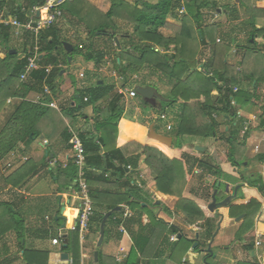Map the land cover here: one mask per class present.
Listing matches in <instances>:
<instances>
[{
    "label": "trees",
    "instance_id": "trees-1",
    "mask_svg": "<svg viewBox=\"0 0 264 264\" xmlns=\"http://www.w3.org/2000/svg\"><path fill=\"white\" fill-rule=\"evenodd\" d=\"M238 1V4L244 7L248 19L240 21L236 5H226L224 13L230 20V27L224 31L221 23L207 24L205 19V13L217 12L222 8L217 0H158L156 4H149L145 0H110V7L106 13L97 11L83 0H67L60 6L63 12L60 19L51 26L40 29L36 40L31 32L22 31L23 43L20 47H16L9 45L14 27L1 23V20L13 17L19 23L25 24L31 16L35 18L31 9L43 6L45 0H0V46L4 48V57L0 59V86L9 78L14 79L10 81L11 84L17 85L13 93H8V90L5 93L0 92V97L6 99L7 96L23 95L22 91L18 90L27 91L34 88L33 82L38 86L45 84L50 90H54L56 79L62 71L61 66L71 64L68 62V54L63 43L73 46L71 56L80 52L84 56V61L97 64L103 58V50L94 49L93 40L101 37L111 41L112 49L115 51L111 61L120 77L122 89L129 86L135 91L140 87L158 93V88L146 80L150 77L160 82L166 80V84L170 86L165 96H160L158 93L159 100L166 103L167 113L174 115L175 126L171 129L170 136L175 137L177 142L170 147L149 138L150 125L145 126L148 122L146 119L127 124L128 132L125 137L127 140L131 139L129 143L131 150L129 145L116 147L115 140L118 138L120 122L127 118L124 117V109L120 105L125 93L120 94L114 84H97L85 91L77 92L80 105L64 111L65 116L71 120H78L82 116L80 111L87 106L92 107L95 114L93 130L98 134L97 138L92 136L93 130L86 133L77 132L85 150L86 181L94 208L89 224V236L92 239L98 236L103 216L98 211V207H101L102 203L108 211L120 205H127L133 212L129 222L138 227L136 232H130L133 243L130 252L123 261L114 264H139L141 260L144 261L143 264H157L148 258L150 242L157 233L164 241L167 235L175 236L165 264H182L184 255L195 242L197 245L194 250L201 251L207 248L212 239L215 232L212 213L207 207L184 198L183 192L196 170L199 171L197 175L199 180L212 178L210 185L212 190L219 182L218 193L222 187L225 188L226 183L222 180L225 175L219 165L207 156L206 151L198 152L192 147L186 148L182 142L184 137L207 139L219 136L218 138L227 144L224 159L231 166L236 167L240 180L247 184V187L241 186L238 190L241 195L238 194L227 204L229 220L244 215L235 239L245 240V236L255 228L256 224L260 225L264 237V202L261 199L264 197V183L260 175L249 177L244 175L248 163L244 164V144L237 138L238 130H242L245 124L243 120L237 122L238 107L258 98L257 88L264 87V28L257 29L255 26L258 19H264V0ZM66 15L73 16L78 24L84 26L88 40L86 43L80 39L81 43L73 44L61 37L59 21ZM168 18L177 20L179 25L169 22ZM244 37L246 40L241 44L239 41ZM35 44L41 55L38 69L32 71L25 80H21L25 57L32 53ZM232 48L234 54L237 52L241 54L237 68L228 61ZM11 51L15 53L10 54ZM19 53L22 54V60L15 62ZM30 76L31 79L26 80ZM232 88H236L237 92L233 93ZM109 96L111 99L106 111H102L100 115L96 103ZM134 98L141 109L143 106H149L137 93ZM231 101L235 104L232 105ZM37 111L45 113L40 111L37 105L21 103L10 121L11 130L0 134L1 157L14 150L23 137L31 133L33 138L39 135L34 131L31 132V127H34L40 116ZM160 113L167 115L165 110ZM25 116L30 118V122L28 120L24 122ZM259 118V129H263L264 103ZM219 120L223 121L222 125ZM149 123L151 124V121ZM123 126L124 124L121 130ZM13 127L17 130H12ZM18 127H23V132ZM64 133L68 143L71 138L68 127H65ZM141 156H144V163L152 174L149 185L155 186L163 195L177 198L174 211L175 214L182 216L184 224L187 226L199 224L202 232L197 241L185 238L174 225L167 227V224L151 214L147 205H141L146 202L140 199L138 193H141L147 185L144 180L136 181L140 176L138 168ZM92 168H102L105 173L110 174L107 177L103 174L93 176ZM127 168L129 172L126 173ZM33 172V167L27 168L23 165L6 177L5 181L11 187H17ZM76 173L77 168L71 159L58 179L63 178L64 186L72 185ZM123 177L126 179L122 184L112 181L121 180ZM132 179L133 185L130 184ZM98 182L104 184L118 182L120 185L116 183L117 186L124 189L117 192L96 190L94 186ZM114 186L117 188L116 185ZM210 196L211 194L208 195V199ZM1 208L8 210L7 216H0V225L3 222L11 226L3 229V232H6L16 227L18 219L11 212L9 204L0 202ZM144 214L150 219L148 227L142 222ZM112 216L113 213L110 217ZM114 224L119 223L114 222ZM147 228L150 231L148 233ZM248 247L250 249L252 245ZM23 251L26 257L28 253L26 250ZM64 251L69 253L71 264H80V241L77 229L70 231L69 244ZM39 254L44 255V253Z\"/></svg>",
    "mask_w": 264,
    "mask_h": 264
},
{
    "label": "crops",
    "instance_id": "crops-1",
    "mask_svg": "<svg viewBox=\"0 0 264 264\" xmlns=\"http://www.w3.org/2000/svg\"><path fill=\"white\" fill-rule=\"evenodd\" d=\"M83 1L101 13H106L110 7V5L104 3L103 0ZM145 1L149 4H156L158 0ZM239 6L238 4L236 7L238 12ZM242 9H244V7H241V10ZM239 18L240 21H244L248 19V15L246 14V17L240 15ZM255 26L257 29L264 28V19H258ZM79 27H81V25L78 24V21L73 16L66 15L59 21L61 37L73 44L76 38L84 40L85 43L88 41L84 26H82V30L78 31ZM21 35L22 31H18L14 28V33L9 45L20 47V44L22 45L23 43ZM93 48L96 50H103L101 62L94 64L92 61L86 62L82 59L75 60L70 56V61L68 62H71V64L61 66L62 71L58 79H56L54 90H50L45 84L38 86L36 82H33L35 83V87L32 86L34 88L27 91L24 89L18 90L22 91L23 95L7 96L6 99L2 98V96L0 97V134L6 130H11L9 129L11 127L9 126L10 121L23 102L37 105L40 107V111L45 112L43 114L39 111L36 112L40 114V116L37 118L34 127H31V132L34 131L39 134L37 137L33 138V133L23 137L16 144L14 150L2 157L0 156V202L9 204L11 206V212L18 219L16 227L9 231L3 232V229L7 227L10 228V225L4 224L3 222L2 225H0L2 228V235L0 236V264H71L70 255L67 251H64V249L69 244L70 228L74 225L78 210V198L75 196L73 184L64 186L63 178L58 179V176L61 175L73 156L69 146L70 141L66 143L64 129L68 127V129H72L75 133L78 131L84 133L88 131L91 132L94 129L93 118L95 117L93 108L89 106L80 111L82 116L78 118V120H71L65 116L64 111L75 105H80L81 102L77 92L85 91L94 85L102 83L109 85L114 84L118 92L121 90L125 91L124 98L121 100L120 105L124 109L123 115L127 119H123L120 122L118 138L115 140L117 148H121L122 146L127 147L129 145L131 150V144H129L131 139L127 140L125 137L128 132L127 124L139 122L135 120L136 111H139L138 118L148 115L138 107V103H133L134 98L128 96L127 91L131 88H121L120 77L116 73L111 61L115 51L112 49L113 46L110 45L109 40L102 37L96 38L93 40ZM240 55L239 52L233 55L237 67ZM3 57L4 48L0 46V59ZM40 57L41 55H39V58ZM20 60H22V54L19 53L15 62H20ZM15 62H13V64H15ZM91 63H93V65ZM229 63L231 64L230 61ZM85 64H90L91 66L87 68ZM73 67L77 69L74 75L72 74ZM89 69H92L93 77ZM29 79H31V76L26 80ZM30 83H32V81ZM16 87V83L11 84L5 81L0 86V92L5 93L8 90V93H13ZM256 95L259 97L253 99L249 104L238 107L237 109V122L239 123L240 121L238 120H243L245 125L248 126L245 138L242 139L241 130H238L237 138H239L245 146L248 143L253 146L251 154H245V158L248 159L249 162H247L248 167L244 175L247 177L250 175H260L264 183V128L259 129V117L261 115V107L264 103V87H258ZM110 99L111 97L109 96L96 103L100 115L102 111H106ZM24 119L26 120L24 122H27V120L30 122L28 116H25ZM219 122L221 125L223 124L222 120H219ZM123 124V130H121ZM151 124L154 129V124ZM233 125H235V123ZM18 128L23 132V127ZM15 129L14 127L12 128V130ZM155 132L158 133L157 131ZM97 135L98 134L93 130L92 136L96 139ZM218 137L219 136L207 139L185 137L189 139L185 147H192L194 150L195 147L204 148L203 152L206 151L207 156L219 165L221 171L225 175L224 178H222L226 183L222 194L224 199L228 196H232L235 186L247 187V184L240 180L236 167L231 166L226 160H223L227 144ZM171 138L173 144V137ZM100 155L102 156V153H100ZM247 163L245 162L244 164ZM23 165H26L27 168L33 167L34 172L24 179L19 186L11 187L6 183L5 178ZM138 169L140 176L136 181L144 180L147 183L143 191L138 193L140 199L146 202L145 204L141 203V205H147L151 214L167 224V227L174 225L179 228L180 233L185 238L197 241L202 229L198 226L199 224L187 226L184 224L182 216L175 214L174 207L177 198L163 195L157 191L155 186L149 185L152 180V174L144 163V156L140 158ZM126 170V173L129 172V168ZM91 173L93 176L103 174L105 177L110 174L107 172L105 173L102 168H92ZM208 178L209 177H206L202 181L197 178H190L185 188L187 192L184 190L183 197L208 208V205L211 203V196L210 199H208L206 194L209 190L206 187V183L208 180L211 181V178ZM124 179H126V177H123L121 180L112 181H118L122 184ZM193 181L194 183L196 181L204 185L199 192L197 188L193 189L194 187H191L192 185L190 184H193ZM116 183L104 184L98 182L96 186H94V189L101 191L109 190L112 192L122 191L124 188L121 186L118 187L117 185L119 183ZM130 184L133 185V179ZM114 185H116L117 188ZM230 190L232 192L231 195L228 194ZM213 191L214 190L210 193L211 195ZM238 194L237 191L236 197ZM217 195L218 190L216 201L221 202L223 199L218 200ZM261 199L264 202V197H261ZM228 203H226L224 207H219L215 209L214 212H211V217H213V222L215 224V232L207 248H203L201 251H195L194 248L197 245L195 242L191 249L184 255L182 264H237L239 262L263 264L264 240L262 239L263 235L261 234L260 225L256 224L254 230L250 231L245 236V240L237 241L235 239L238 229L237 225L240 224L242 220L235 222V220H229L227 218ZM101 205V207H98V211H100L103 216L112 211H108L104 208L103 203ZM118 207L120 210L112 212L113 216L110 217L111 213L106 219L103 240L99 245V232L95 239H92V237L87 234L84 241L82 243L80 242V264H114L126 258L133 247L130 232H136L138 227L136 224L129 222V219L133 216V212L128 206L120 205ZM2 208L0 209V216H7L8 210ZM149 220V217L145 214L142 216L143 225L146 227L150 226ZM114 222L119 224L115 225ZM148 232L150 231L148 230L147 233ZM253 232L255 233L253 234ZM60 233L64 234L67 243L63 244L62 241L58 243L56 239ZM154 237L155 238H152L150 242L148 258H151L152 261L157 264L161 262L165 264L169 256V248L174 241L171 240V235H167L165 241L160 238L159 233ZM257 241H260L259 246L256 245ZM249 245H252V248L249 249ZM214 248L217 250L216 254L214 253ZM23 250H26L28 253L26 257ZM39 253H44V255H40ZM94 253L97 254V257H94ZM46 255L47 257H45ZM65 255L67 257H65ZM143 263L144 261L141 260L139 264Z\"/></svg>",
    "mask_w": 264,
    "mask_h": 264
},
{
    "label": "built area",
    "instance_id": "built-area-1",
    "mask_svg": "<svg viewBox=\"0 0 264 264\" xmlns=\"http://www.w3.org/2000/svg\"><path fill=\"white\" fill-rule=\"evenodd\" d=\"M67 0H45V3L41 7H34L31 9V13L35 15V18L31 16L29 21L25 24H21L17 21L16 18L9 17L7 19H2L1 23L10 25L14 27L18 31H28L31 32L35 40L37 39V33L42 28H47L55 23L58 19L63 16V12L60 9V6ZM183 12V10H181ZM38 14V15H37ZM38 61H39V52L37 44L34 45L33 51L31 54L25 57V65L23 69V73L21 75V80H25V78L31 74L32 71L38 69ZM50 69L48 68L47 71ZM82 76V75H80ZM233 93L237 92L236 88H232ZM125 93V91H119V93ZM128 96L134 98L136 92L133 90L127 91ZM231 104L234 105V101H231ZM159 118L161 120H165V114L160 113ZM248 129V126L244 124L241 135L243 136ZM166 130L170 131L171 126L167 124ZM69 132L71 134L70 138V146L71 151L73 153L72 162L77 168L76 179L73 182V186L75 189V196L78 198V210L75 217L74 225L70 228L71 231L77 229L79 233V241L82 243L85 239V236L89 231L90 219L93 216L94 208L93 202L89 193V186L86 181V166H85V150L83 143L77 133L72 131L69 128ZM196 174L199 173L198 170L195 171ZM64 238V234L60 233L57 237L58 243H61ZM171 240H175V236H171ZM256 245H260V241L256 242Z\"/></svg>",
    "mask_w": 264,
    "mask_h": 264
},
{
    "label": "rangeland",
    "instance_id": "rangeland-1",
    "mask_svg": "<svg viewBox=\"0 0 264 264\" xmlns=\"http://www.w3.org/2000/svg\"><path fill=\"white\" fill-rule=\"evenodd\" d=\"M104 1V3H108L109 5H110V0H103ZM217 2H218V5H219V3H220V6L222 7V8H220L217 12H208V14L207 13H205V19H206V22H207V24H211V23H215V22H218V23H221L223 26H224V31H226L230 26V20H229V18L227 17V14H225L224 12H225V6L226 5H236V7H237V5H238V2L239 1H236V0H226V1H224V0H217ZM240 8H239V12H238V14H239V17H240V15H244V17H246V14H245V11H244V9H242L241 10V6H239ZM169 22H171V23H174V24H177V25H179V22L177 21V20H174V19H171V18H168L167 19ZM82 26L83 25H81V27H79V30L78 31H80V30H82ZM129 30L131 29V27H129L128 28ZM76 39H79V41H75V39H74V43H81V40H80V38H76ZM115 40V39H114ZM245 40H246V38L244 37L242 40H240L239 42L241 43V44H244V42H245ZM109 43H110V45H111V41L109 40ZM233 50H234V48H232L231 49V51L229 52V61L231 62V64L232 65H234L236 68H237V65H235L236 64V60H234V57H233V55H234V52H233ZM73 59H82V60H84V56H83V54L82 53H80V52H76V53H74L73 54ZM92 65H93V63H91ZM86 66H87V68L88 67H90L91 65L90 64H85ZM190 69V71H191V68H189ZM92 69H89V72H91V76L93 77V72L91 71ZM77 72V69H75V67H73L72 68V74L74 75L75 73ZM90 74V73H89ZM140 78H144V77H140ZM140 78H139V80H140ZM146 78V77H145ZM144 78V79H145ZM11 80H14V79H12V78H9V80H7L6 82H10ZM146 80H148L152 85H154L156 88H158V93L160 94V96L161 95H165V94H167L168 92H169V89H170V86H168L167 84H166V80H164V81H162V82H160V81H157V79H154V78H148V79H146ZM4 82H5V80H4ZM126 88H128V89H130L129 88V86L128 87H126ZM134 102H136V100H135V98L133 99V103ZM137 103V102H136ZM138 107H139V105H138ZM142 110H143V112L145 113V114H148V115H146V116H144V117H141L142 119L144 118V119H146L148 122H146L145 124V126H149L150 125V123H149V121H151V123H153L154 124V126H155V131H157L159 134H163V135H166V136H170L171 135V133L170 132H172V130L171 131H167L166 130V126H167V124H169L170 126H171V129H173L174 128V119H173V116H172V114H168L167 113V107H166V103L164 102V101H160V100H158L157 101V106H155V107H149V106H143L142 107ZM164 111L165 110V113L167 114V115H165L166 116V119L165 120H161L160 118H159V115H160V112L161 111ZM162 114H164V113H162ZM138 115H139V111L137 112L136 111V115H135V120H137V121H141V118L139 117L138 118ZM145 117H148V118H145ZM152 119V120H151ZM186 138H188V137H186ZM185 137L182 139V142L184 143V146H186V144L189 142V139H186ZM176 142H177V139L175 138V137H173V144L175 145L176 144ZM224 145V144H223ZM252 144H250V143H248L246 146L244 145V150H245V154H247V155H250L251 154V151H252ZM226 151H227V148H226ZM220 152H221V150H220ZM223 157V156H222ZM223 160H225L224 159V157H223ZM245 161H244V163L246 162H249V160L248 159H244ZM197 174H193L192 176H191V178L193 177V178H197V176H196ZM209 178H211V177H209ZM208 178V179H209ZM198 179V178H197ZM195 180V179H194ZM192 183V182H191ZM211 183H212V178H211V181H207V185H206V187H207V189H209L208 191H207V198H208V195H210V193L212 192V190H211V187H210V185H211ZM190 185H192L191 187L193 188V189H195V188H197L198 189V192L200 191V189L204 186L203 184L201 185V183L199 182H196L195 181V183H194V181H193V184H190ZM223 188V187H222ZM221 188V190L219 191V193H218V195H217V199L218 200H220L221 198H222V194H223V191H224V189H222ZM186 192H187V189L185 190ZM228 194L229 195H231L232 194V192H231V190L230 191H228ZM241 195V193H239V196ZM238 196V197H239ZM239 226V224L237 225V227ZM254 230V229H253ZM255 232H253V234H254ZM253 234H251V235H253ZM263 240H264V237L262 238ZM263 246H264V242H263ZM262 246V247H263ZM214 253L216 254L217 253V250H216V248H214ZM263 264H264V261L262 262Z\"/></svg>",
    "mask_w": 264,
    "mask_h": 264
},
{
    "label": "water",
    "instance_id": "water-1",
    "mask_svg": "<svg viewBox=\"0 0 264 264\" xmlns=\"http://www.w3.org/2000/svg\"><path fill=\"white\" fill-rule=\"evenodd\" d=\"M236 1H238V0H236ZM63 46L65 49V52L68 54V61H70V56H71L72 51H73V46L70 45L69 43H65V42L63 43ZM14 53H15V51L10 52V54H14ZM135 91L141 97V99L144 103H147L150 107L157 106V101L160 98L158 97V93L156 91L149 89V88H140V87H137L135 89ZM148 136H149V138H151V139H153V140H155V141H157V142H159V143H161L167 147H170L172 145V138L169 136H166V135H161V134L156 133L153 129L152 124L148 128ZM203 150H204V148H202V147H195V151L203 152ZM218 186H219V182L216 183V188L214 189L213 194L211 195V203L208 205V210L210 212H214V210L219 208V207H224L226 205V203H228L232 198L236 197L237 191L240 188L239 186H235L232 196H228V197L224 198L221 202H217L216 201V194H217ZM119 210H120V208L116 207L111 212H108L106 215L103 216L101 223H100V227H99L100 237H99L98 245L103 240L104 226H105L106 219L109 217V215L112 212L119 211ZM243 217H244V215H240L239 217H237L235 219V222L241 221L243 219ZM62 243L63 244L67 243V239L64 238L62 240ZM65 257H67V256L65 255ZM94 257H97L96 253H94Z\"/></svg>",
    "mask_w": 264,
    "mask_h": 264
}]
</instances>
